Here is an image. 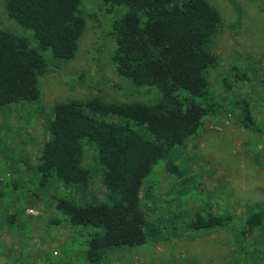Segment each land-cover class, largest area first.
Returning a JSON list of instances; mask_svg holds the SVG:
<instances>
[{
  "label": "rangeland",
  "instance_id": "1",
  "mask_svg": "<svg viewBox=\"0 0 264 264\" xmlns=\"http://www.w3.org/2000/svg\"><path fill=\"white\" fill-rule=\"evenodd\" d=\"M208 1L220 14L213 45L218 63L207 72L210 114L198 135L166 147L144 182L141 211L157 233L144 246L111 250L99 264H264V0ZM6 3L0 0V29L24 39L50 71L38 78L36 101L0 108V264H91L88 243L99 230L73 225L58 202L110 203L107 168L97 145L88 142V186H69L54 169L42 172L54 107L74 99L155 104L161 95L116 71L113 26L124 14L119 8L82 0L87 25L79 51L56 68L51 52L10 17ZM244 103L251 106L255 129L239 115ZM106 120L119 123L114 116ZM129 125L146 135L143 127ZM198 216L230 221L222 229H191Z\"/></svg>",
  "mask_w": 264,
  "mask_h": 264
},
{
  "label": "trees",
  "instance_id": "2",
  "mask_svg": "<svg viewBox=\"0 0 264 264\" xmlns=\"http://www.w3.org/2000/svg\"><path fill=\"white\" fill-rule=\"evenodd\" d=\"M104 1L124 12L113 26L117 73L137 88L157 89L161 98L155 104L113 105L74 99L54 107L42 172L54 169L65 184L88 186L93 177L84 165L88 142L97 145L107 168L103 182L110 203L58 202L73 225L99 230L88 243L86 259L91 264L101 263L113 249L144 246L149 235L157 233L141 211L140 192L166 147L198 135L210 114L207 72L218 63L213 45L220 31V14L208 0ZM6 5L12 19L34 32L39 48L51 52L56 68L76 57L87 25L82 0H7ZM49 67L24 39L0 29V108L36 101L38 78L49 73ZM239 115L247 128H256L248 103ZM109 116L119 123L107 121ZM129 123L146 129V135ZM229 221L198 216L189 227L216 230Z\"/></svg>",
  "mask_w": 264,
  "mask_h": 264
}]
</instances>
